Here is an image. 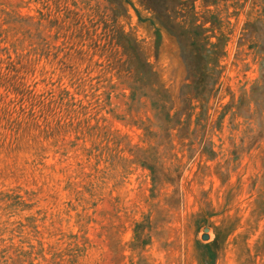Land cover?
<instances>
[{
  "label": "rangeland",
  "instance_id": "374dc122",
  "mask_svg": "<svg viewBox=\"0 0 264 264\" xmlns=\"http://www.w3.org/2000/svg\"><path fill=\"white\" fill-rule=\"evenodd\" d=\"M0 264H264V0H0Z\"/></svg>",
  "mask_w": 264,
  "mask_h": 264
},
{
  "label": "water",
  "instance_id": "95a60500",
  "mask_svg": "<svg viewBox=\"0 0 264 264\" xmlns=\"http://www.w3.org/2000/svg\"><path fill=\"white\" fill-rule=\"evenodd\" d=\"M207 231H208V229H207ZM208 238H209L208 235H204V236H203V239H204V240H207Z\"/></svg>",
  "mask_w": 264,
  "mask_h": 264
}]
</instances>
